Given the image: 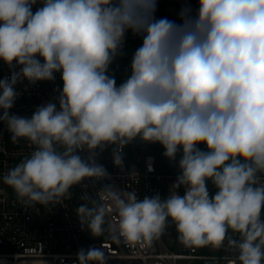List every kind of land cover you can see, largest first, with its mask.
Returning a JSON list of instances; mask_svg holds the SVG:
<instances>
[{
    "label": "clouds",
    "instance_id": "9594fccd",
    "mask_svg": "<svg viewBox=\"0 0 264 264\" xmlns=\"http://www.w3.org/2000/svg\"><path fill=\"white\" fill-rule=\"evenodd\" d=\"M155 10L156 0H0V61L11 70L0 79V122L12 143L35 146L3 182L27 206L60 203L74 185L109 175L97 150L111 147L123 169L126 145L158 143L179 170L167 197L99 190L118 214L119 236L150 243L171 222L186 246L227 242L238 264H264V0H199L195 14L180 11V23ZM129 30L142 44L117 85L109 67ZM57 73L54 101L30 118L10 113L17 84ZM92 204L76 215L95 237L106 208ZM76 260L105 264L97 248Z\"/></svg>",
    "mask_w": 264,
    "mask_h": 264
},
{
    "label": "built area",
    "instance_id": "2783aa9c",
    "mask_svg": "<svg viewBox=\"0 0 264 264\" xmlns=\"http://www.w3.org/2000/svg\"><path fill=\"white\" fill-rule=\"evenodd\" d=\"M41 6L40 3L34 5L33 12ZM198 6L199 0H156L154 17L180 23L179 14L183 8L190 7L195 14ZM132 38L142 44L141 36L132 33ZM127 45L124 42L123 47ZM10 74L9 67L0 61V79ZM16 88L20 95L10 113L27 118L38 106L54 101L59 95L54 81L35 85L24 81ZM10 137L6 124L0 122V264H77V253L89 248L103 252L105 264H238L237 253L227 247V242L218 249L186 246L180 242L171 222L150 243L131 244L119 236L118 214L110 201L100 199L99 190L105 185H113L121 194L135 191L138 199L157 193L167 197L179 174L178 168L168 173L158 169L156 156L147 143L140 145L135 140L123 148V169L114 166L111 147L102 152L97 150V163L109 173L106 178L74 185L69 190L70 195L60 203L27 206L17 199L14 190L3 182V177L30 156L35 146L26 139L12 143ZM80 154L85 158L88 155L87 152ZM149 165L152 171L148 170ZM178 192L183 195V188ZM92 201H96V206L106 208L103 232L95 237L82 228L76 215L78 206L88 204L91 207ZM229 236L236 238L232 233Z\"/></svg>",
    "mask_w": 264,
    "mask_h": 264
},
{
    "label": "rangeland",
    "instance_id": "374dc122",
    "mask_svg": "<svg viewBox=\"0 0 264 264\" xmlns=\"http://www.w3.org/2000/svg\"><path fill=\"white\" fill-rule=\"evenodd\" d=\"M124 42H127L128 45L126 47H123V54L118 55L109 67V74L115 77L117 85L122 83L125 77L130 74V64L132 56L135 50L141 46L140 43L133 40L132 32L130 30L125 34ZM54 82L57 88L62 89V81L60 79L59 73L56 74V79L54 80ZM200 147L203 149L205 146L200 145ZM177 159L179 160V155L177 156ZM169 162L170 164L172 163V161ZM208 189L210 194H214L216 191L215 187L211 184V182L208 183ZM230 233L231 232H229V234Z\"/></svg>",
    "mask_w": 264,
    "mask_h": 264
},
{
    "label": "trees",
    "instance_id": "16d2710c",
    "mask_svg": "<svg viewBox=\"0 0 264 264\" xmlns=\"http://www.w3.org/2000/svg\"><path fill=\"white\" fill-rule=\"evenodd\" d=\"M148 148L156 156V164H157L158 169H160L161 171L166 172V173L173 171V169L171 168V164L169 162V159H167L163 155L164 149L160 144H158V143L148 144Z\"/></svg>",
    "mask_w": 264,
    "mask_h": 264
},
{
    "label": "water",
    "instance_id": "95a60500",
    "mask_svg": "<svg viewBox=\"0 0 264 264\" xmlns=\"http://www.w3.org/2000/svg\"><path fill=\"white\" fill-rule=\"evenodd\" d=\"M136 142L138 143V144H142V142L139 140V138H137L136 139ZM177 161H178V159H177ZM171 168L173 169V170H176L177 168H178V166H177V163L176 162H172L171 163Z\"/></svg>",
    "mask_w": 264,
    "mask_h": 264
}]
</instances>
